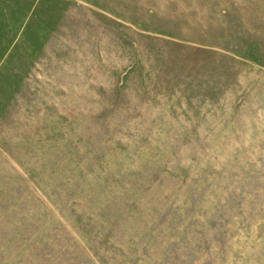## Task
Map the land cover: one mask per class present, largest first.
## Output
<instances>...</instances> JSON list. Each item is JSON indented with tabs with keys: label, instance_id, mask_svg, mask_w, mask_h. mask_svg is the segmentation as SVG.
Returning <instances> with one entry per match:
<instances>
[{
	"label": "rangeland",
	"instance_id": "374dc122",
	"mask_svg": "<svg viewBox=\"0 0 264 264\" xmlns=\"http://www.w3.org/2000/svg\"><path fill=\"white\" fill-rule=\"evenodd\" d=\"M0 264H264V0H0Z\"/></svg>",
	"mask_w": 264,
	"mask_h": 264
}]
</instances>
